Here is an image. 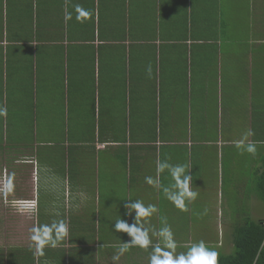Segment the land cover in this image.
<instances>
[{
    "label": "crops",
    "instance_id": "1",
    "mask_svg": "<svg viewBox=\"0 0 264 264\" xmlns=\"http://www.w3.org/2000/svg\"><path fill=\"white\" fill-rule=\"evenodd\" d=\"M257 2L264 7V0H0V231L9 242L0 264H148L160 242L151 231L152 245H130L113 260L131 239L114 231L116 220L135 223L126 200L156 206L144 226L173 228L177 254L200 241L229 252L224 228L231 234L242 217L264 221V47L226 40L233 27L241 31L237 6L241 19L253 18ZM77 4L92 14L77 20ZM239 107L251 114L248 140L258 142L242 170L234 142L219 134L232 130ZM164 159L185 164L192 177L197 197L183 209L145 183ZM160 181L173 183L167 170ZM189 214L211 220L212 240L181 236L203 223L184 224ZM54 220L68 232L41 252L31 229Z\"/></svg>",
    "mask_w": 264,
    "mask_h": 264
},
{
    "label": "clouds",
    "instance_id": "2",
    "mask_svg": "<svg viewBox=\"0 0 264 264\" xmlns=\"http://www.w3.org/2000/svg\"><path fill=\"white\" fill-rule=\"evenodd\" d=\"M76 19L90 16L92 13L84 9L80 5H75ZM66 17L71 18V13H67ZM150 74L151 69H148ZM250 130L243 136L234 141L235 147L243 153L255 154L257 151L256 141H249L248 137L252 136ZM169 173L173 183L170 186H162L160 174L163 172ZM145 183L148 185L161 188L165 197L176 207L183 209L185 201L194 200L197 193L191 190L192 177L187 171L185 164H171L167 159L158 160L156 163V176H146ZM125 207L126 215L135 213V223L129 225L123 219H117L114 224V231L126 233L131 239L127 243H123L117 250L118 254L113 257V260H118L119 256L128 251L129 246H138L140 248H148L152 245L150 231L153 236L159 238V243L152 246L148 264H218V254L215 250L206 246L204 241L193 243L186 252L177 254V244L174 240L173 232L167 224L161 227L158 231L149 229L144 226L143 218L152 216L157 212L154 204L145 205L141 200H126ZM68 232V225L64 220H54L51 224H40L33 226L31 229L30 239L37 250H41L45 246L52 248L57 247Z\"/></svg>",
    "mask_w": 264,
    "mask_h": 264
},
{
    "label": "trees",
    "instance_id": "3",
    "mask_svg": "<svg viewBox=\"0 0 264 264\" xmlns=\"http://www.w3.org/2000/svg\"><path fill=\"white\" fill-rule=\"evenodd\" d=\"M238 6L242 7V5ZM238 6L235 9L234 15H236L238 19L236 22L242 26L240 33L242 36H245V38L242 41L239 39L236 43L237 46L244 47L247 42L248 44L250 43L251 47H255V43L259 42V44L261 43L259 47H264V7H259L257 2V4H255L256 10L253 18L246 16L244 19H241L243 10L242 8L239 9ZM249 24H251L252 27L249 28ZM247 27L252 32L245 31L244 28ZM229 33L230 36L228 37L233 38L234 32L229 31ZM248 37H251V41ZM226 40L228 39L226 38ZM228 43H230L229 40ZM261 181L264 184V173ZM261 192L264 194V186ZM239 214V211L235 212V215ZM243 218L244 217L241 218V222L236 221L230 234L231 251L229 253L218 254V264H264V221L254 222L249 220V218ZM189 247L186 248L185 252Z\"/></svg>",
    "mask_w": 264,
    "mask_h": 264
},
{
    "label": "rangeland",
    "instance_id": "4",
    "mask_svg": "<svg viewBox=\"0 0 264 264\" xmlns=\"http://www.w3.org/2000/svg\"><path fill=\"white\" fill-rule=\"evenodd\" d=\"M230 23H231V21H230ZM233 29L234 30H237L238 28L237 27H233ZM234 30H231V31H233L234 32V34H233V38H231V37H227V39L230 41V43H228V44H230L231 46L230 47H238L237 46V41L240 39V41H242L244 38H245V36H242V34L240 33V32H235ZM252 32V31H251ZM230 38H231V40H230ZM227 42V41H226ZM228 44H226V45H224V47H227L228 46ZM233 44V45H232ZM204 47V46H203ZM223 47V46H222ZM259 52H256V54H258ZM258 61V60H257ZM236 77H238L239 79H240V76L239 75H236ZM242 79V78H241ZM243 80V79H242ZM240 87V84L238 83V84H236V87H235V89L237 90L238 88ZM255 84H253V91L255 90ZM229 104H232L231 102H229ZM234 104V103H233ZM242 109H243V107H239V108H235L234 110H233V112L234 113H236L235 115H232L233 116V119H236L237 120V122L235 123V125H232L233 126V128H232V130L230 131V132H223V134H222V132L221 133H219L220 134V138L222 137V139H223V141H225V142H227V141H236V140H239L242 136H243V134L244 133H246V132H248V128H249V122H250V118H251V114H246V115H244L243 113H242ZM257 112V111H256ZM73 134V133H72ZM71 134V135H72ZM103 134H105V135H121V133H103ZM27 136V135H26ZM25 136V137H26ZM24 137V138H25ZM24 138H22L21 140L22 141H24ZM37 139H39V137L37 136L36 137ZM43 138H45V137H43ZM233 147L235 148V144H233ZM226 150V148H224V151ZM263 151V150H262ZM236 157H238L239 159H238V161L240 162V163H238L237 164V167H241V166H243L244 167V159H243V157H244V153L243 154H241V152L239 151V150H237V155H236ZM240 170H242V167H241V169ZM240 173L242 172V171H239ZM240 178H241V176H240ZM43 205H45V203H43ZM167 205H170V206H172V207H174L173 205H171V204H167ZM262 213V209H258L257 210V213ZM210 215H212V214H214V213H209ZM206 217H198V216H195V219H194V215H192V214H189V216L185 219V218H183V223L184 224H186V223H189L190 225L191 224H193V221L194 220H203V223H201V222H196V227H192V228H182V229H180V230H182L183 231V235H181V236H183V238H185L184 236L187 234V235H191L190 236V238H196V239H198V238H200L201 236H203L202 238L203 239H209V240H212L213 238H214V229L211 227V220H208V219H205ZM181 222V221H180ZM179 222V223H180ZM178 222H176V223H174V224H177ZM171 224V223H170ZM202 224H205V226H203V227H197L198 225H202ZM207 225V226H206ZM150 230L152 229V228H149ZM171 230L172 231H175L173 228H171ZM5 230H1L0 231V246H1V248H3L4 249V247L3 246H5V245H8L9 244V242L6 240V239H4V237H5ZM187 235H186V237H187ZM177 236V235H176ZM224 237H226V241H229L230 240V232H229V229H227V230H225V228H224V236L222 237V238H224ZM212 243H208V244H206V246L207 247H209V248H211V249H213V250H215L216 252H217V254H220V253H229L228 252V245H218V246H216V245H211Z\"/></svg>",
    "mask_w": 264,
    "mask_h": 264
},
{
    "label": "built area",
    "instance_id": "5",
    "mask_svg": "<svg viewBox=\"0 0 264 264\" xmlns=\"http://www.w3.org/2000/svg\"><path fill=\"white\" fill-rule=\"evenodd\" d=\"M24 207H26V208H27V207H30V208L33 209V208L35 207V205L32 203V204H30V206H24Z\"/></svg>",
    "mask_w": 264,
    "mask_h": 264
}]
</instances>
